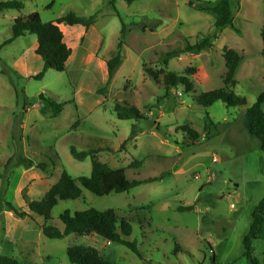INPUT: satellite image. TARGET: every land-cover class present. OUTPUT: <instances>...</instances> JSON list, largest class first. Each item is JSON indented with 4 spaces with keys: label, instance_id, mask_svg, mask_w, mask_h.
I'll use <instances>...</instances> for the list:
<instances>
[{
    "label": "rangeland",
    "instance_id": "374dc122",
    "mask_svg": "<svg viewBox=\"0 0 264 264\" xmlns=\"http://www.w3.org/2000/svg\"><path fill=\"white\" fill-rule=\"evenodd\" d=\"M17 1L21 10L0 12V255L19 264H71L67 248L82 246L96 249L113 264H250L243 257L242 240L253 209L264 197V154L244 120L264 91V58L256 46L264 25V0H231L236 9L233 26L239 32L226 28L211 50L185 54L180 52L187 44L213 34L215 23L212 14L194 11L187 0ZM32 13L44 24L69 13L95 16L87 31L58 25L72 52L65 72L47 70L35 79L43 63L34 53V35L5 44L13 21ZM159 22L151 33L149 28ZM122 23L129 31L122 64L107 84L106 62L117 53ZM237 44L246 46L239 53L231 90L245 106L228 107L220 101L199 106L196 96L224 87L223 49ZM147 69L159 73L158 82ZM167 72L187 76L193 92L178 88L165 97ZM40 95L62 105L61 113L51 117ZM125 102L147 119H117L114 105ZM185 126L198 132L197 141L181 131ZM71 147L100 150L95 158L112 169H126L128 180H157L103 197L83 190L79 199L59 201L45 224L28 210L23 195L41 200L63 171L72 178L89 177L91 158L73 159ZM18 159L34 166L42 163L46 170L24 169L16 164ZM134 161L141 166H130ZM7 203L26 216L14 215ZM186 205L194 206V212L177 211ZM89 208L113 209L119 220L129 222L132 233L126 240L135 242L142 259L96 234L60 240L43 236V225L63 230V212ZM253 251L264 264V231L253 242Z\"/></svg>",
    "mask_w": 264,
    "mask_h": 264
},
{
    "label": "trees",
    "instance_id": "16d2710c",
    "mask_svg": "<svg viewBox=\"0 0 264 264\" xmlns=\"http://www.w3.org/2000/svg\"><path fill=\"white\" fill-rule=\"evenodd\" d=\"M131 1V0H130ZM188 6L194 11L210 13L215 17L214 31L212 35L204 37L200 42L194 45L187 44L180 52L181 54L190 53L193 51L203 52L213 48V42L217 39L219 33L226 28L234 29L233 21L236 9L232 7L231 0H218L217 2L187 0ZM23 8L21 2L17 0H8L0 2V12L7 10L19 11ZM238 9V8H237ZM95 16L82 17L73 13L58 19L55 23H42L40 16L37 13H32L26 18H17L13 21L11 27V38L5 42L8 44L13 40L25 36L34 35L36 37L35 55L38 56L42 63L41 72L35 79H41L47 70H54L58 73L66 71V64L71 56V49L63 41V34L58 25L63 24L69 27L81 26L86 31L94 24ZM160 26V22L149 28L152 33ZM143 26L141 29H145ZM127 26L122 23L120 31V39L117 44V53L106 62L107 68V84L112 80L115 72L122 64V47L123 39L127 33ZM239 32L238 30H236ZM129 32V31H128ZM260 38L263 44L261 56L264 58V25L260 30ZM223 59L225 62V73L222 81L223 88L203 92L195 97V102L204 108L212 106L220 101L228 107L245 106L244 99L236 96L232 92L235 85L234 77L241 61V56L233 49H223ZM148 76L158 82V74L152 70H145ZM163 72H160L162 74ZM163 85L165 97L172 94L173 89L181 88L185 94L193 92V85L189 78L185 75H177L167 72L163 74ZM40 101H45L51 109V117H56L61 113L62 105L57 104L51 99H45L43 95L39 96ZM264 91L259 94L256 102L250 106L245 112L244 128L250 137L255 138L260 143V151L264 154ZM114 113L119 120L134 119L145 120L146 116L136 106L125 102L123 105L116 103L114 105ZM193 141H197L199 134L188 126L180 128ZM100 150H89L86 152H78L74 147L70 148V154L73 159L82 161L87 157L91 158V173L89 177L72 178L66 171H63L59 180L45 193L39 201H29L24 195L28 210L41 217L45 224L51 219V211L59 201H72L81 198L82 191L86 190L97 197L108 196L112 193L122 194L137 186L145 183L156 181V178L147 180H128L126 177V169H112L106 164L99 162L95 155ZM13 159L9 160V163ZM8 163V164H9ZM7 164V165H8ZM18 166L22 165L24 169L35 167L38 170L45 171V166L42 163L33 165L32 161L18 159ZM140 167L141 162L134 161L132 165ZM7 208L19 218H23L26 214L18 213L17 209L10 203L6 204ZM195 207L191 205L180 206L178 212H194ZM59 219L63 224V230L60 231L54 226L43 225L41 232L44 237L51 240H60L69 235H87L96 234L103 237L111 243L120 244L130 250L138 258L142 259L135 242H129L126 239L132 233V227L124 219L119 220L117 213L113 209L105 211H97L89 208L84 211L70 213L63 212ZM264 231V197L258 202L251 214V222L248 233L243 238V257L250 264H259L258 259L254 256L253 242L262 237ZM178 248V247H177ZM66 256L71 264H113L106 261L102 255L94 248L71 246L66 250ZM215 257H212L214 261ZM0 264H19L14 258L0 255Z\"/></svg>",
    "mask_w": 264,
    "mask_h": 264
},
{
    "label": "crops",
    "instance_id": "0c3cea01",
    "mask_svg": "<svg viewBox=\"0 0 264 264\" xmlns=\"http://www.w3.org/2000/svg\"><path fill=\"white\" fill-rule=\"evenodd\" d=\"M60 26V25H59ZM60 28V27H59ZM262 28V27H261ZM61 30V29H60ZM85 30V29H84ZM86 31V30H85ZM246 46V44H237L236 46H233L232 48H228V49H233L236 52L240 53L243 52V48ZM256 46L258 47V51L261 53L263 50V44L261 41V38L256 42ZM226 48V47H225ZM67 65V64H66ZM243 241V240H242Z\"/></svg>",
    "mask_w": 264,
    "mask_h": 264
}]
</instances>
